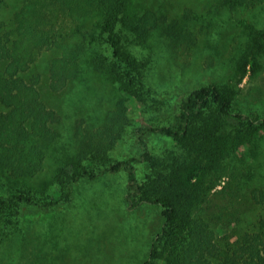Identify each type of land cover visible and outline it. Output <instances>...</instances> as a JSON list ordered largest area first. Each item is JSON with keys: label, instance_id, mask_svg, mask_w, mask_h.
Segmentation results:
<instances>
[{"label": "rangeland", "instance_id": "374dc122", "mask_svg": "<svg viewBox=\"0 0 264 264\" xmlns=\"http://www.w3.org/2000/svg\"><path fill=\"white\" fill-rule=\"evenodd\" d=\"M83 1L85 6L77 8L74 1L46 0V18L42 10L37 15L38 0H0L1 51L18 57L10 61L8 75L18 82H11L8 104L0 105V123L12 119L10 128L36 139L41 149L43 142L45 153L28 176L0 166V194L18 181L54 193L59 171L90 148L111 146L112 159L140 154L136 127L177 122L182 99L208 84L233 94L234 112L264 116V0H128L136 32L124 34L123 46L134 56L141 78L139 85L132 84L137 100L126 98L114 81L125 74L124 67L100 39L96 15L83 11L89 6ZM82 14L90 17L86 23ZM3 68L0 72L7 70ZM123 97L125 112L120 108ZM237 126L238 118L225 117L224 131ZM42 127L46 130L38 133ZM260 132L222 160L221 176L211 190L217 204L230 199L216 191L225 187L232 192L243 226L261 211L251 202L253 189L264 188V128ZM149 138L161 161L186 154L168 137ZM127 184L124 170L83 177L60 208L4 210L0 264H143L162 227V207L143 203L129 208Z\"/></svg>", "mask_w": 264, "mask_h": 264}, {"label": "trees", "instance_id": "16d2710c", "mask_svg": "<svg viewBox=\"0 0 264 264\" xmlns=\"http://www.w3.org/2000/svg\"><path fill=\"white\" fill-rule=\"evenodd\" d=\"M73 1L77 8L85 6L83 0H70L71 3ZM38 2L42 5L37 15L42 10L47 18L49 14L42 8L48 2ZM87 2L89 6L83 11L90 9L96 15L100 39L110 44L116 63L124 67L125 74L116 75L114 81L125 92L126 98L137 100L132 84L139 85L141 78L134 56L129 55L123 46L124 34L136 32L128 12L129 1ZM65 4L63 1L61 6ZM82 15L85 16L81 21L86 23L90 17L86 16L88 14ZM0 16L4 17L2 7ZM26 34L27 30L20 34V39L25 40ZM139 36L142 41L146 40L145 32ZM12 59L17 60L18 57L8 50L1 51L0 45V67L7 69L0 72V105L3 102L8 104L13 95L11 82H18V79L14 80L8 75ZM126 77L130 79L126 80ZM229 92L214 84L196 88L182 99L177 122L137 126L136 139L142 149L138 155L112 159L109 155L111 146L102 151L88 149L59 171L54 179L57 182V191L54 193H48V188L38 190L36 184L27 187V182L24 185L18 181L17 187L0 194V213L6 209L9 213L17 212L25 205L46 211L51 205L60 208L62 201L71 199L72 186L81 178L93 179L104 173L124 170L128 175L126 201L129 208H136L143 203L162 207L163 224L155 234L148 259L143 264H264V188L252 191L251 202L258 205L261 211L247 226L242 225L243 217L239 207L233 203L236 199L232 197V192L226 193L225 187L216 191L218 196L223 195V199H230L229 203L217 204L210 197L216 180L221 176L222 160L235 152L245 140L250 142L258 137L264 128V116L253 117L233 111V94ZM126 98L123 97L120 102L122 112H125ZM230 115L238 118L241 126L235 127L234 131H224L225 117ZM10 121L0 123V166L3 169H18V177L24 174L28 176L38 167V161L44 158V143L41 149L36 139H25L28 134L18 136L10 128ZM45 130L42 127L37 132ZM153 134L168 137L181 145L186 151L185 156L173 157L167 163L159 160L153 153L149 138ZM140 170L143 172L141 176Z\"/></svg>", "mask_w": 264, "mask_h": 264}]
</instances>
